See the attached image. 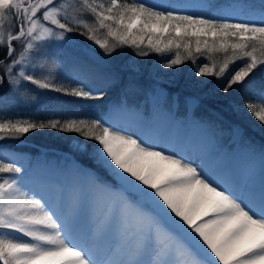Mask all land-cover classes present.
Returning <instances> with one entry per match:
<instances>
[{"label": "snow or ice", "instance_id": "1", "mask_svg": "<svg viewBox=\"0 0 264 264\" xmlns=\"http://www.w3.org/2000/svg\"><path fill=\"white\" fill-rule=\"evenodd\" d=\"M199 7L192 12L149 0H0V87L30 83L102 100L115 77L73 55L80 47L75 37L105 57L128 46L138 57H166L165 69L191 61L197 77L221 81L225 96L252 86L264 66V0H201ZM56 56L71 57L75 82L82 86L60 80ZM201 59L206 62L198 64ZM233 107L247 110L264 128V85ZM44 130L79 137L69 144L72 153L87 155L95 168L76 160L68 167L88 174L98 194H117L105 222L117 226L115 251L126 258L102 255L80 242L73 233L75 210L58 214V206L29 186L25 167L0 158V264H264V179L257 185L247 169L240 180L227 169L212 171L201 158L116 122L115 114L0 116V143ZM246 151L264 161V146L248 144Z\"/></svg>", "mask_w": 264, "mask_h": 264}, {"label": "trees", "instance_id": "2", "mask_svg": "<svg viewBox=\"0 0 264 264\" xmlns=\"http://www.w3.org/2000/svg\"><path fill=\"white\" fill-rule=\"evenodd\" d=\"M245 1L253 4H259L260 2V0ZM200 2L201 0H189L187 1V4H185L184 0H167V2L163 1V4L160 6H173L181 11L199 12L202 10L199 7ZM222 2H230V0H222ZM181 3H184L185 5H182ZM78 38L84 39L83 37ZM126 47L128 46H124L123 48ZM118 50L119 49H117L112 56L116 58L119 65H125L127 68L138 66L140 71L134 73L127 69H122V73L119 74V76L100 72L99 74L101 75H112L115 77V79L111 80L106 96L102 100H83L66 96V98L58 99L55 102L44 101L42 104H39V107L34 109L16 110L17 114H15L14 118H34L38 120L52 118H94L98 112L102 111L99 109H102L110 103L109 100L121 104L123 97L128 99V96L130 97L133 92L137 93L139 91V89H136L137 86L141 87L143 85L140 80L146 79L145 77H148L151 74L152 76H157L163 79V81L165 80L164 85L170 88L173 92L175 91L179 93L182 102L184 96H196L200 98L201 102L197 111H200L204 120L213 125L216 134L219 132L222 133L223 129H226L231 124L239 122L245 127V134L247 137H252L254 141L258 139L260 143H264V128H262L252 116L248 115L247 110L235 111L233 107L240 103L241 96L251 97L254 91L264 85V66H261L256 71L255 76L252 78V86L237 89V91L231 96H225L219 91L221 81L216 78L197 77L191 61H187L181 66H174L173 68L165 69L162 65L167 62V58L161 57L158 53H151L148 57H138L136 56V51L138 50L132 49V52L124 51L126 49L122 51ZM99 51L102 53V50ZM223 58L222 54H217L215 57L218 62H221ZM204 62L206 61L203 59L197 61L198 64ZM73 72V74L61 72L59 75L60 80L65 83L66 86H82L75 82V70ZM129 73L130 76L132 74L136 76L137 79H140L138 80L139 84L133 79H128ZM118 85L124 86V91H121V89L117 90ZM12 90L13 85H9L7 82L3 87H0V116H4V108L10 103V100H7L6 98L11 96ZM129 104H131L130 101ZM57 135H60L61 137ZM223 135V141L225 142L228 139V134L223 133ZM67 136L68 135L55 131L44 130L27 134L23 140L20 141L27 142L31 145L63 148V146L53 143V139L64 140ZM88 143L91 145L93 142L89 141ZM28 147L33 148V146L30 145H28ZM78 158L84 163L94 165L87 155H79Z\"/></svg>", "mask_w": 264, "mask_h": 264}, {"label": "rangeland", "instance_id": "3", "mask_svg": "<svg viewBox=\"0 0 264 264\" xmlns=\"http://www.w3.org/2000/svg\"><path fill=\"white\" fill-rule=\"evenodd\" d=\"M163 1L167 2V0H149L150 3H154L157 5L163 4ZM187 1L189 0H184V3L187 4ZM69 2L78 4V0H69ZM240 2L246 1L240 0ZM184 3L181 4L185 5ZM75 38L79 41L80 47L71 50L73 52V55L83 56L88 60L89 63L93 64V67L97 73L104 72L119 76V74L122 73V69L130 68H127V66L125 65H119V62L114 56L105 57L99 51L100 49L93 46L91 42L84 39H79L78 37ZM55 50L56 49H54V51ZM119 50L132 52V49L129 47ZM55 59L58 64V67L56 68V74L58 76L61 72H66L69 74L74 73L73 71L75 69L73 67L71 57L56 56ZM128 75V79L130 80L133 79L137 82L138 80H140L132 74L130 76V73ZM145 78L146 79L144 80H140L143 85L141 87L137 86L136 89H139L137 93L133 92L130 97L128 96V99L126 97H123L122 103H128V105L124 108H130V110H127V113L131 114V112L134 111L142 112L141 114H144L142 115V117L144 116V118L141 117V120H145L147 116L151 114L153 106H155L153 103V99L157 98L158 100H160V107L164 109L165 114L167 116L171 114L175 115L179 119L181 127H189L187 124H183L182 122H192H189L191 127L195 129L198 136L202 138L203 142L200 143V141H197L195 139H192L191 142L195 145L194 148L197 150L195 153H199L200 151L204 152L206 156V159H204V161L210 160L215 156L216 153L222 151L221 154L224 153V155H226V157H228L231 161L236 158L238 161L237 164L242 166L245 170L247 169L249 171L251 179L253 174L261 175L264 172V161H262L258 155L253 156L246 151V145L248 144H251L259 149L261 146H264V143H260L258 139L254 141L252 137H247L245 134V127H243L241 123H233L226 129H223L222 133L219 132L220 134H216L213 125L210 122L204 120L200 111H197L198 106L201 102L200 98L196 96H184L182 102L179 93L175 91L173 92L170 88L164 85L165 80L163 81V79L157 76H152L151 74ZM117 88V90L121 89V91H124V86L118 85ZM64 97L66 98L65 95H62L60 93L48 90H38L30 83H27L25 88H17L15 85H13L11 96L6 98L7 100H10V103L4 108L5 110L3 111V113L4 116H7L8 118H14L15 114H17L16 110L34 109L39 107V104H42V102L44 101L55 102L58 99H63ZM196 100H199L198 104L196 103ZM129 101L131 102V104H129ZM109 102L113 103L112 100H109ZM109 110L105 109L98 112V114L103 112L110 115ZM113 112L114 113H111V115L116 113L115 110H113ZM181 120L183 121L181 122ZM223 133L228 134V139L225 142L223 141ZM77 139L79 138L73 135H68L64 140L53 139V143L59 144L63 146V148L31 145L24 141H4L0 143V158H4L6 162H16L20 166L25 167L28 162H37L39 160H44L46 157L55 160L56 158H58V156H55L56 153L57 155L63 153L64 156L61 158L62 161H65V156H68L70 160H76L80 164L87 166V168L89 169L95 168V165H90L81 161L78 158L80 154L72 153L69 144L70 142L74 143ZM28 145L33 146V148H29ZM190 148L193 147H187V152L193 153V149ZM253 160L255 161L253 165L254 167L251 165V162ZM250 166L254 169H252ZM251 170L254 171L250 172Z\"/></svg>", "mask_w": 264, "mask_h": 264}, {"label": "bare ground", "instance_id": "4", "mask_svg": "<svg viewBox=\"0 0 264 264\" xmlns=\"http://www.w3.org/2000/svg\"><path fill=\"white\" fill-rule=\"evenodd\" d=\"M151 114L145 120H141L142 112L127 113L126 108L118 111L115 115L116 122L125 126L134 128L137 132L145 135L146 138L163 143L169 149L182 152L185 155L200 157L203 161L206 159L204 152L194 148L192 139L203 142L198 136L195 129L190 125L191 121L181 122L189 127H181L179 119L171 114L167 116L164 109L160 107V100L153 99ZM113 104V105H112ZM109 103L99 110H109L110 115L113 110L126 107V104ZM114 106V107H113ZM144 118V116L142 117ZM190 122V123H189ZM187 147H193V153L187 152ZM222 151L215 154L210 160L204 161L206 166L212 171L227 169L235 179H243L244 168L240 166L236 158L231 161ZM198 154V155H197ZM55 160L45 158L37 162H28L25 169L28 170L31 180L29 186L34 190L40 191L45 198L54 206H58V214L67 217L73 210L76 212V221L73 224V233L76 238L85 243L92 249L104 254H112L116 259L126 258L116 248V231L115 224L106 223L105 220L111 215L110 208L113 205V199L117 194L107 192L103 195L98 194L92 183L91 177L84 173L68 167V156L65 161L61 158L64 156L60 153ZM20 158V157H19ZM255 161L251 162L253 166ZM251 167V166H250ZM254 167V166H253ZM251 167L252 169H254ZM254 170H251L252 172ZM264 174V172L262 173ZM253 174L252 180L259 185L264 175ZM251 177V176H250ZM79 189V195L76 194ZM132 241H129V247Z\"/></svg>", "mask_w": 264, "mask_h": 264}]
</instances>
